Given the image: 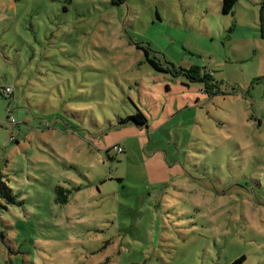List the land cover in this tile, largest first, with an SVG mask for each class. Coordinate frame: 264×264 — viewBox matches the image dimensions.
I'll return each mask as SVG.
<instances>
[{"label": "rangeland", "instance_id": "374dc122", "mask_svg": "<svg viewBox=\"0 0 264 264\" xmlns=\"http://www.w3.org/2000/svg\"><path fill=\"white\" fill-rule=\"evenodd\" d=\"M260 13L0 0V264H264Z\"/></svg>", "mask_w": 264, "mask_h": 264}, {"label": "trees", "instance_id": "16d2710c", "mask_svg": "<svg viewBox=\"0 0 264 264\" xmlns=\"http://www.w3.org/2000/svg\"><path fill=\"white\" fill-rule=\"evenodd\" d=\"M112 1H117L118 3H121L122 0H112ZM236 1L238 0H221V11L223 13H229L232 11L234 4L236 3ZM264 0H261V13H260V36L262 38H264ZM144 54L146 56L147 61L150 63V65L156 69V70H163L164 67L160 65V63L158 61H156L154 58L149 57L148 52L146 49L143 50ZM181 71H184V74L190 79V80H205V83L207 84L210 80H212L211 77V73L204 71V75L200 76V72H199V67L198 66H190L189 68H187L186 70L181 68ZM209 85H213L210 84V82L208 83ZM3 88V87H2ZM2 88H0V93L6 96H9L12 94H5L2 92ZM119 124L122 123H128V122H134L138 125H144L146 123V117L143 114V112L139 109H137L133 114L131 115H127L124 118L119 119ZM56 200L59 203H65L66 202V194H65V189L62 186H57L56 187ZM0 196L6 198V200L8 202H15V199L12 196L11 190L8 187V185L2 180L1 175H0ZM244 260V256H239L236 257L234 260H232L231 262H229L228 264H242Z\"/></svg>", "mask_w": 264, "mask_h": 264}, {"label": "built area", "instance_id": "2783aa9c", "mask_svg": "<svg viewBox=\"0 0 264 264\" xmlns=\"http://www.w3.org/2000/svg\"><path fill=\"white\" fill-rule=\"evenodd\" d=\"M1 90H2L3 93L9 94V93H11L12 88L7 86V87H3ZM117 150L118 151H121V148L120 147H117Z\"/></svg>", "mask_w": 264, "mask_h": 264}]
</instances>
